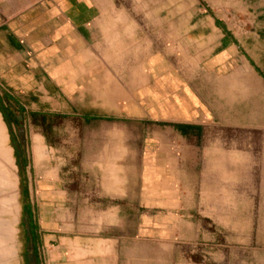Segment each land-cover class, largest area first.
Segmentation results:
<instances>
[{"label": "crops", "instance_id": "crops-1", "mask_svg": "<svg viewBox=\"0 0 264 264\" xmlns=\"http://www.w3.org/2000/svg\"><path fill=\"white\" fill-rule=\"evenodd\" d=\"M252 6L248 0H0V116L7 131L17 126L28 133L34 115L87 124L132 119L120 114V103L135 101L139 84L161 94V116L178 133L207 140L199 147L205 164H222L233 151L216 133L264 126V4ZM235 11L253 12L250 29H233ZM122 70L129 71L123 83ZM171 102L176 113L169 112ZM125 152L118 147L107 164L118 183ZM121 196L127 193L110 197ZM29 203L32 220L22 211L25 245L18 227V264L169 263L142 244L147 228L120 220L130 207L108 206L103 212L111 220L98 217L75 236L35 205L31 189Z\"/></svg>", "mask_w": 264, "mask_h": 264}, {"label": "rangeland", "instance_id": "rangeland-1", "mask_svg": "<svg viewBox=\"0 0 264 264\" xmlns=\"http://www.w3.org/2000/svg\"><path fill=\"white\" fill-rule=\"evenodd\" d=\"M259 3L264 0H248L250 10ZM249 14L253 12H233V29H250ZM137 73L143 83L144 71ZM126 74L128 70L121 71L122 83ZM160 97V93H146L145 85L138 84L135 101L120 103V114L132 119L121 116L120 120L87 124L81 119L59 118L53 123V133L33 121L28 133L20 134L17 126L12 132L9 126L8 145L10 138L15 144H24L18 150L19 158L10 145L17 164L19 196L20 183L26 180L35 205L52 211L46 216L60 227H69L75 236L86 233L98 217L111 220L103 212L108 206L130 207L131 213H121L120 220L147 228L142 244L151 249L154 259L161 255L168 264H264V126L216 133L214 137L233 156L231 160L221 158L222 164L207 165L205 150L199 149L207 140L178 133L161 116L164 103ZM176 108L177 103L171 102L169 112L176 113ZM107 124L114 125V133ZM37 134L51 150L48 157H39L36 137L33 148ZM120 146L126 152L118 162L124 168V181L118 183L107 164L116 160ZM22 159L29 161L26 167L20 163ZM26 193L24 190L21 199L25 207L29 202ZM124 193L127 196L120 199L110 197ZM19 207L18 227L23 222L20 200ZM20 231L25 245L27 229L21 226ZM20 250L25 259V248ZM21 264L27 263L22 260Z\"/></svg>", "mask_w": 264, "mask_h": 264}, {"label": "bare ground", "instance_id": "bare-ground-1", "mask_svg": "<svg viewBox=\"0 0 264 264\" xmlns=\"http://www.w3.org/2000/svg\"><path fill=\"white\" fill-rule=\"evenodd\" d=\"M8 139L6 124L0 116V264H16L15 259L19 254V177L13 148L8 145ZM36 139L39 142V156L48 155L51 150L44 144L43 138L36 136Z\"/></svg>", "mask_w": 264, "mask_h": 264}, {"label": "trees", "instance_id": "trees-1", "mask_svg": "<svg viewBox=\"0 0 264 264\" xmlns=\"http://www.w3.org/2000/svg\"><path fill=\"white\" fill-rule=\"evenodd\" d=\"M262 74H263V76H264V69L262 70ZM59 118H62V119H67V118H69L68 116H60V115H57V116H55V117H46V116H41V117H39V116H37V115H34L33 116V118H32V120H33V122L34 123H39V124H41L42 126H44V128L47 130V132L48 133H53V131H52V127H51V125L55 122V120L56 119H59ZM15 120H17L16 118H15ZM45 134V133H44ZM10 145L12 146V147H14V150H15V153H14V156H15V158H19V156H21V155H19V153H18V150L19 149H17L16 148V144L14 143V141H13V139H11L10 138ZM18 160V159H17ZM22 162V165H23V167H26L27 165H28V160L27 159H22V160H20V163ZM21 184V186H22V188H21V192H20V196H19V200H20V203H21V205H22V211H24V212H26V213H28L29 214V218L32 220V218H31V205H30V203L28 202V203H26V204H28L27 205V207H25V205L24 204H22V201H21V199H22V197H23V192H24V190L27 192L26 194H27V198L26 199H28L27 201H29L30 200V192H29V186L27 185V183H26V180H25V182H24V184H23V182H21L20 183Z\"/></svg>", "mask_w": 264, "mask_h": 264}]
</instances>
